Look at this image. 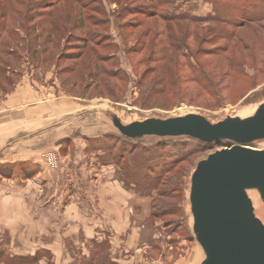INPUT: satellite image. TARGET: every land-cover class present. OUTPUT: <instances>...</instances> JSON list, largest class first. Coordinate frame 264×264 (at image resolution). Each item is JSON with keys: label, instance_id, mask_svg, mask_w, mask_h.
<instances>
[{"label": "rangeland", "instance_id": "374dc122", "mask_svg": "<svg viewBox=\"0 0 264 264\" xmlns=\"http://www.w3.org/2000/svg\"><path fill=\"white\" fill-rule=\"evenodd\" d=\"M27 76L73 108L57 124L90 141V161L112 171L127 211L95 238L69 229L60 260L0 228V264H202L192 174L236 143L123 130L189 114L253 117L264 104V0H0V106ZM243 145L264 150V139ZM248 196L264 224L262 196ZM46 232L32 228L31 239Z\"/></svg>", "mask_w": 264, "mask_h": 264}, {"label": "crops", "instance_id": "0c3cea01", "mask_svg": "<svg viewBox=\"0 0 264 264\" xmlns=\"http://www.w3.org/2000/svg\"><path fill=\"white\" fill-rule=\"evenodd\" d=\"M66 105L47 101L27 76L0 106V228L15 231L14 241L26 248L38 243L55 260L64 256L69 229L77 238H95L107 222H124L127 211L126 190L112 171L90 161V141L57 124L73 109ZM63 148L70 152L59 157L58 170L50 169L48 151L61 156ZM32 228L47 232L31 239Z\"/></svg>", "mask_w": 264, "mask_h": 264}, {"label": "water", "instance_id": "95a60500", "mask_svg": "<svg viewBox=\"0 0 264 264\" xmlns=\"http://www.w3.org/2000/svg\"><path fill=\"white\" fill-rule=\"evenodd\" d=\"M131 138L188 136L203 143L236 144L210 154L196 165L190 194L194 233L207 254L202 264H264V224L254 214L248 189L264 200V150L243 144L264 139V104L248 119L211 124L189 114L150 120L123 130Z\"/></svg>", "mask_w": 264, "mask_h": 264}, {"label": "bare ground", "instance_id": "6f19581e", "mask_svg": "<svg viewBox=\"0 0 264 264\" xmlns=\"http://www.w3.org/2000/svg\"><path fill=\"white\" fill-rule=\"evenodd\" d=\"M248 191H249V192H248ZM253 191H256L257 193H255V192H253ZM247 192H248L247 194H249L250 196H255V197H257V194H259V196L261 195L260 190L257 189V188L248 189ZM261 196H262V195H261ZM260 198H261V197H260ZM262 199H263V198H262ZM262 203L264 204V200H262ZM258 210H259V213L262 214V215L264 216V208H263L262 206L260 207V205H259Z\"/></svg>", "mask_w": 264, "mask_h": 264}, {"label": "built area", "instance_id": "2783aa9c", "mask_svg": "<svg viewBox=\"0 0 264 264\" xmlns=\"http://www.w3.org/2000/svg\"><path fill=\"white\" fill-rule=\"evenodd\" d=\"M56 159H57V154L54 152V153H50V154H47V161L48 163L50 164H55L56 163ZM56 166V165H54Z\"/></svg>", "mask_w": 264, "mask_h": 264}, {"label": "trees", "instance_id": "16d2710c", "mask_svg": "<svg viewBox=\"0 0 264 264\" xmlns=\"http://www.w3.org/2000/svg\"><path fill=\"white\" fill-rule=\"evenodd\" d=\"M122 157V156H121Z\"/></svg>", "mask_w": 264, "mask_h": 264}]
</instances>
